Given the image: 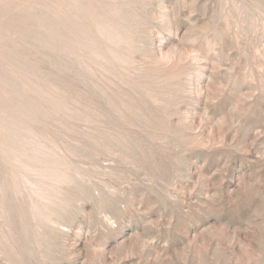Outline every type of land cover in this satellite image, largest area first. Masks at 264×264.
<instances>
[{
	"label": "rangeland",
	"instance_id": "rangeland-1",
	"mask_svg": "<svg viewBox=\"0 0 264 264\" xmlns=\"http://www.w3.org/2000/svg\"><path fill=\"white\" fill-rule=\"evenodd\" d=\"M0 264H264V0H0Z\"/></svg>",
	"mask_w": 264,
	"mask_h": 264
}]
</instances>
